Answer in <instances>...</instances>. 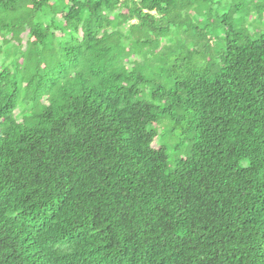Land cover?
<instances>
[{
    "label": "trees",
    "instance_id": "16d2710c",
    "mask_svg": "<svg viewBox=\"0 0 264 264\" xmlns=\"http://www.w3.org/2000/svg\"><path fill=\"white\" fill-rule=\"evenodd\" d=\"M203 1L0 0V264H264V32Z\"/></svg>",
    "mask_w": 264,
    "mask_h": 264
},
{
    "label": "rangeland",
    "instance_id": "374dc122",
    "mask_svg": "<svg viewBox=\"0 0 264 264\" xmlns=\"http://www.w3.org/2000/svg\"><path fill=\"white\" fill-rule=\"evenodd\" d=\"M212 1L215 2V5H213L211 0H207L205 2L203 1L201 3V7H205L210 10L213 8L214 9L212 10L211 17H207L206 15H203L202 18H200V20L204 21L205 19V23H208L211 30L215 31L217 38L218 37L220 38L223 35V31H225V29H223V26L224 25L229 26V23L232 24V26L237 29L246 28L250 32H256V31H259L258 30L259 28L260 31L264 32V13L257 16L253 8V6L255 7L259 5L260 2L258 0H250L251 5H249V8L247 9L246 18H245V10L244 11L238 10L236 12L235 11L236 5L235 6L230 5L232 4L231 3L232 1H236L237 5H244V2H246V0H212ZM217 3L222 4L219 9L216 6ZM222 22H224V24H222ZM220 24H222V27L220 26ZM32 43L33 42L31 39L28 38L27 30L25 29L15 30L14 42H10L9 39H5L2 41L3 46L7 45V47L5 48V51L7 52V56H10V57L11 55H13V52H14V47H12V45L17 44L20 47H23L22 49L25 52H27L30 49V46L32 45ZM7 59L9 58H5L4 64H6ZM18 63H20V61ZM16 106H17V109L14 108V116L20 120H22L23 116H25L27 112L31 110L30 106L25 105V95L19 96ZM22 111L23 113L21 114ZM152 127L153 128L155 127L154 131L156 132L157 136H159L160 129L164 128L162 124L152 126ZM161 133H163V131H160V134ZM167 135L168 134L166 133V138L158 143H159V146L161 145L166 148L167 153L169 157L171 158L174 151L176 149H182L183 145L179 143V139L177 137H175L176 138L175 141H170L167 138ZM158 143L156 142L154 144V147H158Z\"/></svg>",
    "mask_w": 264,
    "mask_h": 264
}]
</instances>
